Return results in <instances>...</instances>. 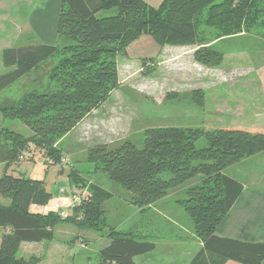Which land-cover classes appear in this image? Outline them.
Instances as JSON below:
<instances>
[{"label":"trees","instance_id":"1","mask_svg":"<svg viewBox=\"0 0 264 264\" xmlns=\"http://www.w3.org/2000/svg\"><path fill=\"white\" fill-rule=\"evenodd\" d=\"M161 0L152 6L144 0H61L56 18V42L30 41L5 47L1 61L0 91L20 78L23 91L0 98V113L19 119L32 134L0 127V227L9 229L0 238V264H39V258L18 257L23 242L50 240L58 222L100 230L102 204L111 193L70 171V182L87 194L73 214H38L32 205H45L52 194L42 179L14 176L7 168L29 146L38 148L46 164L63 158L59 140L101 104L120 81L118 57L142 35L160 47L193 46V58L206 67H218L223 51L202 35V23L220 30L218 38L239 34L255 20V0ZM207 10V11H205ZM106 11V12H102ZM206 12V13H204ZM153 58H143L152 60ZM35 72L34 77L30 75ZM203 106L201 90L193 94ZM203 140V141H202ZM264 152V127L153 126L144 130L141 146L131 140L116 144L96 143L86 158L110 180L131 195L139 208L164 198L168 192L198 177L178 204L188 214L201 248L188 264H262L264 241H245L216 233L243 192L244 185L226 170L244 159ZM168 172V178L161 174ZM110 242L99 250L97 264H141L134 257L155 249V243L132 234L110 230Z\"/></svg>","mask_w":264,"mask_h":264},{"label":"rangeland","instance_id":"2","mask_svg":"<svg viewBox=\"0 0 264 264\" xmlns=\"http://www.w3.org/2000/svg\"><path fill=\"white\" fill-rule=\"evenodd\" d=\"M31 2L0 0V48L36 41L31 32L21 27V19L23 21L30 13ZM255 6L254 22L248 25L246 22L239 34L218 38L219 29L204 23L200 25L202 35L223 51V62L218 67H206L196 62L193 46L159 48L150 36L140 37L137 45L118 57V86L59 140L65 162L46 164L41 150L29 146V154L7 168L6 173L11 175L45 182L52 197L35 210L31 206L30 211L38 214L60 210L66 213L63 217L73 214L70 208L72 195H86L87 187L83 189L72 184L70 171L79 172L87 182L100 185L111 193L102 204L100 230L73 222H58L52 228V239L23 242L18 257L36 256L39 264H97L98 252L110 242L108 234L112 230L155 243L153 251L134 257L137 263H189L201 248V241L193 230L190 217L178 202L186 197V189L196 183L198 177L171 189L159 202L139 208L131 202L128 191L110 180L100 168L94 170L87 161L86 150L96 143L116 144L127 139L141 146L144 130L153 126L201 127L204 130L264 127V0H255ZM149 39L153 41L151 46L144 44ZM137 55H148L153 59L143 63L145 57ZM6 70L0 66V74ZM24 81L26 79L22 77L1 90L0 98L18 96L23 91ZM198 90L204 99L201 107L193 99ZM0 127L24 136L32 134L21 120L3 117L1 113ZM4 166H0V176ZM226 173L245 183L256 182L255 186L264 190V152L239 166L229 167ZM169 176L168 172L161 174L165 179ZM61 199L65 202L56 204ZM8 203V198L0 196V204ZM4 231L9 232V229L0 227V238ZM227 264L239 263L228 261Z\"/></svg>","mask_w":264,"mask_h":264},{"label":"crops","instance_id":"3","mask_svg":"<svg viewBox=\"0 0 264 264\" xmlns=\"http://www.w3.org/2000/svg\"><path fill=\"white\" fill-rule=\"evenodd\" d=\"M60 1L61 0H32L29 15L26 16L23 21L20 18L22 30L25 29L28 33L31 32L35 40L38 42L54 44L56 42V18L60 7ZM144 1L152 6H157L161 2V0ZM143 36L145 35L140 36L141 39L144 38ZM140 37L127 47L126 52L129 51L131 46H135L139 43L141 40ZM151 40L149 39L145 41L144 44L150 46L153 45V41ZM3 48L4 47L0 48V66L2 65L1 51ZM137 56L145 58L150 57L148 55ZM260 154H263V152L251 156L244 161L236 163L235 165L239 166L245 161L247 162L251 160V158H255ZM3 164L4 163H0V166ZM240 181H242L244 185L243 192L228 212L224 221L217 228L216 233L220 236L236 238L245 241H264V190L260 189L258 186H255L256 182L245 183L243 180ZM166 196L164 198H166ZM160 200L156 201L155 203L159 202ZM64 202L65 199H61L58 200L56 204L59 205L60 203L62 204ZM36 208L37 205H32L33 210ZM60 212L62 211H58L59 214ZM225 264H227V262Z\"/></svg>","mask_w":264,"mask_h":264},{"label":"built area","instance_id":"4","mask_svg":"<svg viewBox=\"0 0 264 264\" xmlns=\"http://www.w3.org/2000/svg\"><path fill=\"white\" fill-rule=\"evenodd\" d=\"M26 154H29V152H27V151H23V152L21 153V155L19 156V159H24L25 156H26ZM65 160H66V159H65L64 157L61 159L62 162H65ZM84 197H85L84 193L81 194V195L73 194V195H72V201H71V203H70V208H73L75 205L79 204L80 201H81L82 199H84ZM60 215L63 217L64 215H66V213L62 211V212H60Z\"/></svg>","mask_w":264,"mask_h":264}]
</instances>
